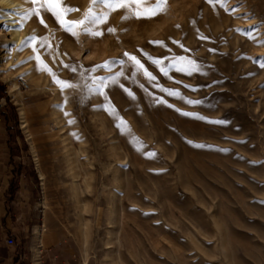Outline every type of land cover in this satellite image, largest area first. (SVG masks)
<instances>
[{
    "label": "rangeland",
    "instance_id": "1",
    "mask_svg": "<svg viewBox=\"0 0 264 264\" xmlns=\"http://www.w3.org/2000/svg\"><path fill=\"white\" fill-rule=\"evenodd\" d=\"M21 1V19L39 7ZM65 2L79 9L66 19L79 20L91 0ZM6 11L0 5V20ZM125 14L112 12L100 37H73L43 9V24L19 20L25 48L14 67L0 69L7 134L0 154L10 165L6 208L21 218L13 232H0V264H264V0H168L151 19ZM11 41L1 21L0 63ZM125 53L156 79L136 72ZM37 56L74 87L61 91ZM148 56L161 59L168 75ZM180 56L200 71H177ZM106 61L110 68H96ZM119 72V84L104 89L107 99L90 91L93 77ZM14 81L30 110L26 127Z\"/></svg>",
    "mask_w": 264,
    "mask_h": 264
},
{
    "label": "snow or ice",
    "instance_id": "2",
    "mask_svg": "<svg viewBox=\"0 0 264 264\" xmlns=\"http://www.w3.org/2000/svg\"><path fill=\"white\" fill-rule=\"evenodd\" d=\"M33 4H38V8H32L28 12L24 14L22 19H29L32 16L41 17V9L46 12H50L52 16L56 19L57 23L61 26V28L71 34L73 37H78L81 33L90 35L93 37H100L104 33L100 30L99 26L106 23L109 19V16L112 12L120 9L126 10V14L122 17V19L127 20L130 18L135 19H151L165 13L167 11L168 0H91L89 7L84 11L83 17L79 20H69L66 17L72 13L79 11L78 8L72 7L68 5L65 0H31ZM209 2H213V0H209ZM216 3L224 6L225 0H215ZM40 22L43 24V18L41 17ZM47 27V25H45ZM179 27V25H177ZM79 29V30H78ZM108 33H115L116 29L109 27L107 29ZM35 37H32L30 42L35 41ZM152 44H157L163 46V41H150ZM174 43H178L174 41ZM51 47V45H49ZM183 47V45H181ZM147 55V54H145ZM125 56H128V59L133 62V65L136 69V72H140L143 76L149 80L154 81L156 79L153 74L145 68L144 64L141 63L136 56L129 55L125 53ZM40 70L47 71L52 77L53 82L56 83L63 91L65 88L74 87V85L69 84L67 81L61 80L56 76L54 72L45 64L39 56L36 57ZM148 59L152 64L159 67L160 71L167 76L168 71L167 67L164 66L163 61L161 59H157L151 56H148ZM177 63L172 66L176 68L177 71L185 72L187 75H192L193 73L200 71V66L191 59H188L184 56L173 57ZM119 63L123 64V61ZM65 67H70L71 71L75 72V66L64 65ZM111 65L109 62H105L102 65H97L96 68H110ZM96 68L91 69L90 71H95ZM123 72H119L116 75H113L109 78L105 77H93V81L95 87L90 89V91L95 92L98 95H103L107 99L106 93L104 89L108 88L110 84H119L118 77L123 76ZM123 88V85H119ZM159 87L161 91L166 92L168 95L180 96L179 92L173 89H166L160 85H155ZM143 87V85H141ZM185 87H190L189 85H185ZM128 95L135 99V95L128 89H125ZM159 103H167L163 99H158ZM187 103H200V101H189L186 100ZM110 104V102H109ZM170 106V105H169ZM105 110H109L106 108ZM114 107L111 108L110 114H114ZM184 115H191L189 113H183ZM70 123L72 121H69ZM218 123H222V121H218ZM119 127H127V122L123 120V118H119ZM134 140L140 145V148H143V143L139 141L137 137H133ZM139 150V149H138ZM149 156H155V153H147Z\"/></svg>",
    "mask_w": 264,
    "mask_h": 264
},
{
    "label": "bare ground",
    "instance_id": "3",
    "mask_svg": "<svg viewBox=\"0 0 264 264\" xmlns=\"http://www.w3.org/2000/svg\"><path fill=\"white\" fill-rule=\"evenodd\" d=\"M0 5H2L4 9L8 10L4 13V15H2L4 20L1 19L0 22L6 21V23L10 27V34L12 38L11 43L10 44L8 43L4 48L3 57L0 63V69L3 71H7L11 67H14L17 64V61L19 60L20 57V53H21L20 49L23 44L24 35L26 33V26L23 27V25L19 22V20L22 19L18 16V13L24 11L27 6L21 0H0ZM26 71L28 74L32 76L36 72V67H34L33 65H29L26 67ZM26 87L29 88L28 83H26ZM10 92L22 104L21 118L24 127H26L28 122L30 123V120H28L29 119L28 114L30 110L28 106L24 103L23 101L24 96L22 92L19 90V87L15 81L10 83ZM53 110H54L53 114L56 115V117H58V113H57L58 110L55 109ZM39 173L42 179V183L45 184V182L47 181L46 180L47 177L44 173L43 168L40 165H39Z\"/></svg>",
    "mask_w": 264,
    "mask_h": 264
},
{
    "label": "crops",
    "instance_id": "4",
    "mask_svg": "<svg viewBox=\"0 0 264 264\" xmlns=\"http://www.w3.org/2000/svg\"><path fill=\"white\" fill-rule=\"evenodd\" d=\"M7 139V134L0 132V150L7 149V143L5 142ZM5 156L0 154V232L1 234H7L9 232H13L15 229V220L21 218L20 215L12 213L7 210L6 204L8 203L6 200L10 198L7 190L9 188L10 183V168H9V160L8 154L4 153ZM22 193H20V196ZM23 197V195H22ZM11 200V199H10ZM11 204H14L15 201L12 199L10 201ZM14 215V217H13ZM56 264V262L54 261ZM83 264H88V259L83 260Z\"/></svg>",
    "mask_w": 264,
    "mask_h": 264
},
{
    "label": "built area",
    "instance_id": "5",
    "mask_svg": "<svg viewBox=\"0 0 264 264\" xmlns=\"http://www.w3.org/2000/svg\"><path fill=\"white\" fill-rule=\"evenodd\" d=\"M22 84L26 86V82L24 80H22ZM2 116H3V103L0 102V121L2 119ZM15 243V239L14 237L12 236H8L7 239H6V244L11 246Z\"/></svg>",
    "mask_w": 264,
    "mask_h": 264
},
{
    "label": "trees",
    "instance_id": "6",
    "mask_svg": "<svg viewBox=\"0 0 264 264\" xmlns=\"http://www.w3.org/2000/svg\"><path fill=\"white\" fill-rule=\"evenodd\" d=\"M2 98V97H1ZM6 112V109L5 108H3V114Z\"/></svg>",
    "mask_w": 264,
    "mask_h": 264
}]
</instances>
